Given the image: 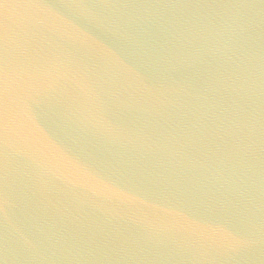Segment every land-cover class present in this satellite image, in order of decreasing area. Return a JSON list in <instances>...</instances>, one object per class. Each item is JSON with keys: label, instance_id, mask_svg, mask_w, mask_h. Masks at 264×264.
<instances>
[{"label": "water", "instance_id": "1", "mask_svg": "<svg viewBox=\"0 0 264 264\" xmlns=\"http://www.w3.org/2000/svg\"><path fill=\"white\" fill-rule=\"evenodd\" d=\"M0 264H264V0H0Z\"/></svg>", "mask_w": 264, "mask_h": 264}]
</instances>
